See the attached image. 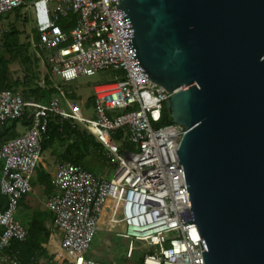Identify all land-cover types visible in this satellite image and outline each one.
Segmentation results:
<instances>
[{"label": "built area", "instance_id": "1", "mask_svg": "<svg viewBox=\"0 0 264 264\" xmlns=\"http://www.w3.org/2000/svg\"><path fill=\"white\" fill-rule=\"evenodd\" d=\"M25 2L0 0V16ZM118 4L117 0L30 2L37 38L29 43L55 92L47 102L39 103L25 101L9 90L0 91V122L25 116L29 123L19 136L0 142V194L6 199L0 211V264H19L9 247L13 240L25 241L28 232L14 215L22 196L31 190L41 135L51 115L76 121L94 137L92 127L104 131L114 144V150L108 149L95 137L112 164L110 179L69 162L57 164L51 176L45 208L58 231L57 256L64 264H107L87 258L86 253L110 197L107 229L129 240L127 256L134 241L156 248L143 255L142 264H203L195 225L185 224L191 221L190 209L183 168L176 166L175 151L188 130L174 123L152 126L160 120L171 93L140 83L131 70L114 16ZM104 72H110V77L93 86V119L62 107L65 98L56 79L67 83ZM39 85H44V79ZM116 132L131 147L123 154L111 137Z\"/></svg>", "mask_w": 264, "mask_h": 264}, {"label": "water", "instance_id": "2", "mask_svg": "<svg viewBox=\"0 0 264 264\" xmlns=\"http://www.w3.org/2000/svg\"><path fill=\"white\" fill-rule=\"evenodd\" d=\"M117 1L131 70L188 130L176 166L203 264H264V0Z\"/></svg>", "mask_w": 264, "mask_h": 264}, {"label": "trees", "instance_id": "3", "mask_svg": "<svg viewBox=\"0 0 264 264\" xmlns=\"http://www.w3.org/2000/svg\"><path fill=\"white\" fill-rule=\"evenodd\" d=\"M34 0H26L24 4L17 9L6 13H14L18 17V10L24 8L28 3ZM18 31L14 26L0 32V91L9 90L12 93L19 94L25 101H36L44 103L54 94L48 76H44V85L40 86V75L38 72L39 59L35 54L29 52V45L20 43ZM17 64L22 72V77L13 78L9 65ZM110 77V72H104ZM63 91V90H62ZM93 105V96L88 99ZM171 123L169 110L163 105L160 120L153 123V127L164 126ZM18 126L28 127L29 123L26 117L22 119L6 120L0 122V142H4L19 136ZM107 138L109 135L104 132ZM114 142L119 145V154L131 147L124 141H120L121 132L111 135ZM111 139V138H110ZM106 148L99 143L96 138L74 120L60 119V117L51 115L47 119L45 131L40 139V160L35 169L38 178L36 180L43 184L50 183V175L46 171L48 166L47 160L43 158L44 153L56 158L55 162H69L75 164L94 176L104 177L107 169L112 170V164L105 155ZM3 169V162L0 161V177ZM39 172V174H38ZM47 186V185H45ZM24 195L19 201H22ZM6 203L5 197L0 194V211L4 209ZM44 211H37L30 217L25 226L28 236L25 241L13 240L9 251L13 253L19 264H64V259L57 255L48 256L46 244L49 237V231L44 225L45 220L42 218ZM2 228H0V235ZM52 250L53 248H49ZM54 250V249H53ZM52 250V251H53ZM156 248H148L147 251L136 257L139 259L138 264H142V257L145 253L151 254Z\"/></svg>", "mask_w": 264, "mask_h": 264}, {"label": "rangeland", "instance_id": "4", "mask_svg": "<svg viewBox=\"0 0 264 264\" xmlns=\"http://www.w3.org/2000/svg\"><path fill=\"white\" fill-rule=\"evenodd\" d=\"M10 25L14 26L18 31H20V35L18 36V40L20 43L28 44L29 45V52L31 54H35L33 49L30 46L31 39L37 38L36 26L34 23V16L32 13V8L30 7V3H28L24 8L18 10V17L15 16L14 13L6 14L0 16V32L6 30L10 27ZM36 56V55H35ZM10 72L13 78H20L22 77V72L20 67L17 64L9 65ZM38 72L40 75V79H44L45 74V67L42 62L39 60L38 64ZM108 75L105 73H96L91 76H79L76 79L63 83L56 79L57 83L61 86L63 90L64 98L69 103L70 107H67L65 100L62 99V107L70 112L72 111L85 119H93V105L88 99L93 95V86L102 82L107 78ZM19 134L23 133L24 130L21 126L17 128ZM92 133L97 137L100 142L108 149L114 150V144L110 138H107L103 131L98 130L96 128H91ZM43 158L46 159L51 164H57L59 162L56 161L55 157H50L46 153H44ZM60 164V163H59ZM52 168H48L47 171L51 172ZM104 179L108 180L113 176V170L107 169L104 172ZM32 189V186H31ZM33 190H30L29 194L32 193ZM113 192L111 193V195ZM41 209V207L39 208ZM42 210H39L41 212ZM105 213V212H104ZM102 214L98 228L100 230L96 231L93 237V241L89 247L88 252L86 253L87 258H91L94 260L97 259H120L117 264H127L131 262L133 264V259H136L138 255L147 251L148 247L143 243H138L132 241L133 248L131 250L130 256H127V246L129 243L128 239L120 238L116 236V231L108 232L110 230L107 229V219L108 215ZM30 212L26 211L25 209L19 208L15 213V219L18 223L25 227L27 222L31 217ZM42 218L45 222H49L52 229V219L49 214L41 213ZM120 215V212L117 216ZM48 225V230L50 228ZM49 240V239H48ZM127 259V260H125ZM129 259V260H128ZM98 261V260H97ZM133 261V262H132ZM102 262V261H99ZM113 264H116L113 262Z\"/></svg>", "mask_w": 264, "mask_h": 264}, {"label": "crops", "instance_id": "5", "mask_svg": "<svg viewBox=\"0 0 264 264\" xmlns=\"http://www.w3.org/2000/svg\"><path fill=\"white\" fill-rule=\"evenodd\" d=\"M23 128V127H22ZM23 130H25V128H23ZM22 134V133H21ZM55 162V161H54ZM48 166L46 167V171L48 168H52L51 169V172H48L49 175H50V179H51V176L52 174L54 173L55 171V168H56V165L59 164H51V162H47ZM39 174V172H38ZM36 175V171L34 170V172L32 173L31 177H30V185L32 186V193L29 194H25L22 201L20 202V205L18 206L19 208H22V209H25L26 211L32 213L31 214V217L34 215L35 212L39 211V210H42L44 211L45 213L47 212L49 214V216L51 217L52 219V216L51 214L49 213V211H47V209L45 208V201H46V197L48 195V193L50 192V183L49 184H43L41 182H38L36 180V178H38V176H35ZM47 185V186H45ZM41 207V209H39ZM110 207H111V197L108 198L107 200V203H106V206H105V209L103 211V213L105 212H110ZM52 221V220H51ZM44 225L46 226V228L48 229V225H50L49 222H44ZM53 226V225H52ZM49 237H48V241H47V244L45 246L46 248V252H47V255L48 256H51V255H58L60 253V248H59V245H58V242H59V234H58V231L54 228L52 229L51 225H50V228H49ZM99 228H98V230ZM110 232V231H108ZM53 248L52 250H50L49 248ZM98 261H102V263H107V264H113L120 261V259H113V260H108V259H97ZM95 260V261H97ZM127 260V259H125ZM129 260V259H128ZM134 261V262H133ZM133 264H138L139 262V259H133ZM65 262V261H64ZM127 264H132L131 262L127 263Z\"/></svg>", "mask_w": 264, "mask_h": 264}, {"label": "bare ground", "instance_id": "6", "mask_svg": "<svg viewBox=\"0 0 264 264\" xmlns=\"http://www.w3.org/2000/svg\"><path fill=\"white\" fill-rule=\"evenodd\" d=\"M104 132V131H103ZM104 214H106V215H109V213L108 212H106V213H104Z\"/></svg>", "mask_w": 264, "mask_h": 264}, {"label": "clouds", "instance_id": "7", "mask_svg": "<svg viewBox=\"0 0 264 264\" xmlns=\"http://www.w3.org/2000/svg\"><path fill=\"white\" fill-rule=\"evenodd\" d=\"M42 20H45V17L43 16Z\"/></svg>", "mask_w": 264, "mask_h": 264}]
</instances>
